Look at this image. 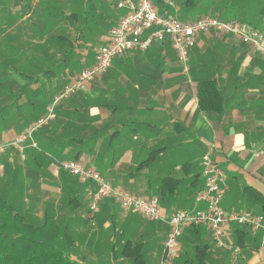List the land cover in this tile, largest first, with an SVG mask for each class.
I'll return each instance as SVG.
<instances>
[{
  "label": "crops",
  "instance_id": "crops-1",
  "mask_svg": "<svg viewBox=\"0 0 264 264\" xmlns=\"http://www.w3.org/2000/svg\"><path fill=\"white\" fill-rule=\"evenodd\" d=\"M40 1L30 0L28 12L17 20L15 40L26 41L28 18ZM116 1L102 6L108 17L93 31L98 42L85 44L84 53L91 51L94 59L123 16ZM171 6L177 16L179 5ZM235 39L214 30L200 35L196 47L221 55L217 60H191L190 52L189 72L169 37L146 50L119 55L104 74L55 104L50 122L36 132L35 139L46 151L39 157L29 146L22 153L13 140L47 114L54 97L81 71L59 69L46 75L49 60H0V124L9 123L8 116H2L5 98L17 97L12 121L0 125V190L12 186L16 208L27 212L31 221L48 214L56 217L58 247L78 264H159L169 224L126 211L110 197L92 212L95 183L68 173L62 165L75 157L114 185L157 197L167 219L178 209L204 208L196 194L204 186L202 157L209 152L227 175L223 207L264 215V60H253L264 54L239 39L240 45L234 44ZM30 66L40 77L35 79ZM11 68L18 79L5 86ZM213 77L223 89L217 104L221 109L206 112L199 109L196 85ZM42 88H53L55 94L49 95L45 110L36 111L33 97ZM199 226L183 231L172 264H264L262 231L229 224L225 242L232 248L227 249L216 244L207 226ZM237 238L246 241L244 247Z\"/></svg>",
  "mask_w": 264,
  "mask_h": 264
},
{
  "label": "built area",
  "instance_id": "built-area-1",
  "mask_svg": "<svg viewBox=\"0 0 264 264\" xmlns=\"http://www.w3.org/2000/svg\"><path fill=\"white\" fill-rule=\"evenodd\" d=\"M173 5V0H164ZM117 7L124 11L119 23L112 27L107 40L96 50L94 63L83 69L73 83L67 85L63 92L55 97L47 114L33 122L13 140L21 152L27 146L39 147L34 134L50 122L55 104L77 91L85 82H92L104 74L119 55L134 49L146 50L153 42L169 37L177 58L184 70L190 71V52L199 36L212 30L230 33L242 43L250 45L264 54V32L257 27L236 19H221L216 16H203L194 20H181L174 15H161L153 0H117ZM63 168L69 173L91 180L96 189L93 192L90 208L97 212L100 203L107 197L112 198L121 208L141 214L151 221L166 220L169 231L164 243V251L159 264H172L179 252L180 238L183 231L190 226H207L216 244L227 249L232 248L225 242L229 224L251 227L264 233V215L243 210H226L222 201L227 191V175L222 165L211 153L202 157V175L204 186L196 194V201L203 204L200 209H178L165 219L157 197L143 196L113 185L96 170L76 160H65ZM239 251V247H234Z\"/></svg>",
  "mask_w": 264,
  "mask_h": 264
},
{
  "label": "trees",
  "instance_id": "trees-1",
  "mask_svg": "<svg viewBox=\"0 0 264 264\" xmlns=\"http://www.w3.org/2000/svg\"><path fill=\"white\" fill-rule=\"evenodd\" d=\"M106 1L41 0L33 8L32 16L35 18L32 23L28 22L29 31L26 33V41L23 42L28 51L33 52L30 60H49L51 64L45 74L57 73L59 69L68 68L72 71H82L91 66L94 63L91 61L95 59L92 58L91 51L84 53L85 44L96 43L99 40L94 37L93 31L105 24L103 19L108 16L107 13H102V6ZM153 2L159 14L174 15L172 14L174 10L170 9L173 6L164 0ZM173 2L179 5L177 17L181 20H194L211 15L225 20H241L264 32V0H173ZM98 7L100 12L97 11ZM100 14H103V17H100ZM211 55L196 46L191 50V60H217L221 54L215 51L213 56ZM238 60H243V55L238 56ZM253 60L264 58L258 57ZM222 92L223 89L216 77L197 81L199 109L218 112L221 109L217 105L218 98ZM28 148L37 152L35 153L37 157L46 152L41 144L37 148L32 146ZM26 160L28 165V159ZM49 160L52 161L53 156ZM39 162L43 165L41 160ZM16 193H12V186L8 190H0V264H78L58 247L60 233L58 219L48 214L40 221H31L27 212L16 208ZM200 228L188 227L190 231ZM238 229L240 228L235 229L236 234ZM245 242L241 238L236 240L241 247L245 246Z\"/></svg>",
  "mask_w": 264,
  "mask_h": 264
},
{
  "label": "rangeland",
  "instance_id": "rangeland-1",
  "mask_svg": "<svg viewBox=\"0 0 264 264\" xmlns=\"http://www.w3.org/2000/svg\"><path fill=\"white\" fill-rule=\"evenodd\" d=\"M30 0H0V60H30L31 55L30 51L23 45V39L18 38L15 40V35L17 34V20L19 22L22 21V17L24 14H26L28 9V3ZM256 5L254 4V7ZM30 17V16H29ZM27 18V15H25V20ZM35 16L31 15L30 18H28V22L32 23ZM24 20V21H25ZM229 35L234 36L229 33ZM235 37V36H234ZM234 44L240 45L238 42V38L235 37ZM241 43V42H240ZM22 44V45H21ZM242 44V43H241ZM240 49V48H239ZM33 56V55H32ZM14 64V63H13ZM14 66L17 68L18 66L14 64ZM4 67L3 64L0 62V69ZM12 68L9 70V73L7 77L4 79V85H9L12 78L18 79V72L12 73ZM31 74L34 75L35 79L40 77L39 70H37L36 67L30 66ZM52 73H47L46 75H51ZM6 91V89H3ZM41 92V93H40ZM40 94L34 95V102H35V110L36 111H42L41 109H46L45 103L49 97V95L55 94L53 88H42L40 90ZM5 94L7 92H4ZM55 99V97H54ZM53 99V100H54ZM34 102L31 103V106L34 105ZM17 106V97L10 96L5 98V101L2 103V108L5 111L4 115L8 116V122L3 121L2 126H7L12 121V112L16 110ZM2 110V109H0ZM34 136L36 137L37 134L35 133ZM26 153V152H25ZM113 184V183H112ZM114 185V184H113Z\"/></svg>",
  "mask_w": 264,
  "mask_h": 264
}]
</instances>
